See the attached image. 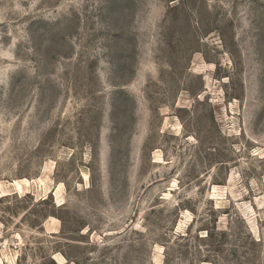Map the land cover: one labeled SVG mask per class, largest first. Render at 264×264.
<instances>
[{"label":"rangeland","instance_id":"1","mask_svg":"<svg viewBox=\"0 0 264 264\" xmlns=\"http://www.w3.org/2000/svg\"><path fill=\"white\" fill-rule=\"evenodd\" d=\"M0 264H264V0H0Z\"/></svg>","mask_w":264,"mask_h":264},{"label":"built area","instance_id":"2","mask_svg":"<svg viewBox=\"0 0 264 264\" xmlns=\"http://www.w3.org/2000/svg\"><path fill=\"white\" fill-rule=\"evenodd\" d=\"M4 249V248H3Z\"/></svg>","mask_w":264,"mask_h":264}]
</instances>
